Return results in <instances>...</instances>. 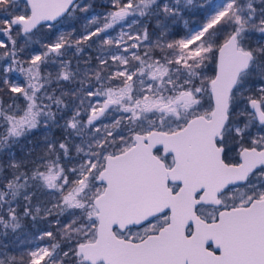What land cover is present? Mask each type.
I'll list each match as a JSON object with an SVG mask.
<instances>
[{
    "label": "snow or ice",
    "instance_id": "6c2138e0",
    "mask_svg": "<svg viewBox=\"0 0 264 264\" xmlns=\"http://www.w3.org/2000/svg\"><path fill=\"white\" fill-rule=\"evenodd\" d=\"M110 4L46 42L91 5L0 0V264H264V0ZM192 8L179 38L161 22Z\"/></svg>",
    "mask_w": 264,
    "mask_h": 264
},
{
    "label": "trees",
    "instance_id": "16d2710c",
    "mask_svg": "<svg viewBox=\"0 0 264 264\" xmlns=\"http://www.w3.org/2000/svg\"><path fill=\"white\" fill-rule=\"evenodd\" d=\"M81 2L91 5V8L87 13L77 11L74 14H72L71 16H65V17L60 19V22L58 24H56V22L54 23V24H56L55 29H49L46 26L41 28L39 33L36 36V40H42V41H46V42H51V41L55 40L56 37L58 36L57 31H58L60 26H64V33H70L72 35V38L75 39V38L79 37L83 27L85 26V24L87 22L86 18L90 13L95 12V11L99 12L100 10H102L101 11V13H102V12H105L107 9L108 10L111 9L110 1L108 2L107 0H81ZM101 13H99V14H101ZM141 19H142V22L147 26L150 33L157 30V17L156 16H149V17L141 18ZM179 20H180L179 17L175 20L168 19L166 21H164L163 18H161V22L167 23L169 25V31L176 33L177 38H179V36L184 34L183 29L178 24L180 22ZM191 22L194 23V21H191ZM0 37H2L3 40H6V37H4L2 34H0ZM257 38H258L257 35H253L252 40L250 41V43H252L253 46H255V40ZM30 50L42 51L43 49L39 43H33L31 45ZM0 51H2V50H0ZM89 56L93 57L92 63L93 64L96 63V61L94 59L95 51L93 48V49H86L83 53L80 54L81 65H83V61L85 59H87ZM65 58L71 59L73 67L76 66L77 61H76V58L73 56L71 51L68 53L67 57H65ZM43 70L44 71H53V72L55 71V69H53L51 66H49ZM209 74H211V72H209ZM14 77L20 78L19 74H14ZM20 79H22V78H20ZM4 100L7 103L8 97L4 96ZM19 103L21 105H23V100L19 101ZM61 123H62V121H61ZM3 131H4V129L0 128V133H2ZM46 133L48 135L52 136L53 138H57V139H63V136H64L63 130L59 127L53 126L50 129L41 127L37 130H34L31 135H29L27 137L20 138L19 142L17 144L13 145L11 151L15 152L16 157L18 159L24 157L27 150L30 147H32L34 144H37L40 141H42V139ZM37 150H39V149H37ZM0 162H2L5 165L4 175L5 176L10 175V173L7 169L8 150H5L3 153H0ZM2 186L3 185L0 184V187H2ZM37 199L44 201L47 199V197L45 194L38 191L36 194V197L34 198V203L36 202ZM50 219H53V218H50ZM22 224H23L22 232L24 234H27L29 237L34 236L40 230L46 229L49 227V225L46 221H37V222L33 223L31 218H24L22 221ZM53 231H55V226H53ZM9 239H12L11 235L9 236Z\"/></svg>",
    "mask_w": 264,
    "mask_h": 264
},
{
    "label": "rangeland",
    "instance_id": "374dc122",
    "mask_svg": "<svg viewBox=\"0 0 264 264\" xmlns=\"http://www.w3.org/2000/svg\"><path fill=\"white\" fill-rule=\"evenodd\" d=\"M108 2L110 0H107ZM196 3H199V0H196ZM111 9H107L105 12H102V10H100L99 12L98 11H95V12H92L90 13L87 18L91 17L92 15L94 14H103V13H106L108 11H110ZM181 17L180 18V22L178 23L181 28L183 29V32H185L188 28H192L194 25L198 24L201 19H202V13H200L197 9L195 8H192L191 10H184L181 12ZM87 18H86V21H87ZM191 21H194V23H192ZM58 35L61 33V32H64V26H60L59 29H58ZM115 34V33H113ZM0 40H3L2 37H0ZM18 78V77H16Z\"/></svg>",
    "mask_w": 264,
    "mask_h": 264
},
{
    "label": "water",
    "instance_id": "95a60500",
    "mask_svg": "<svg viewBox=\"0 0 264 264\" xmlns=\"http://www.w3.org/2000/svg\"><path fill=\"white\" fill-rule=\"evenodd\" d=\"M52 23H55V22H52Z\"/></svg>",
    "mask_w": 264,
    "mask_h": 264
}]
</instances>
